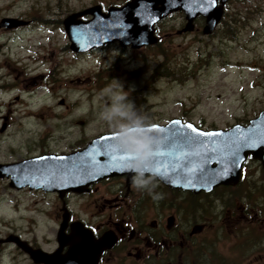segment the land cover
<instances>
[{"label":"rangeland","instance_id":"1","mask_svg":"<svg viewBox=\"0 0 264 264\" xmlns=\"http://www.w3.org/2000/svg\"><path fill=\"white\" fill-rule=\"evenodd\" d=\"M95 1L107 7L112 0H0V18L31 19L28 25L0 30V125L2 115L12 125L5 135L21 126L36 136L48 130L54 151L88 140L109 126L99 113L111 104L105 93L117 83L150 121L160 123L178 117L205 130L228 128L248 123L264 109V0H230L209 35L200 30L176 34L183 14L175 12L160 21L157 45H112L73 56L64 47L69 41L62 19ZM75 78L79 81L68 82ZM28 109L34 115L22 118ZM120 122L116 118L112 124ZM222 190L210 197L218 199V211L224 209L221 236L238 242L241 257L264 264L258 260V255L264 259V168L248 159L242 180L227 190L232 195ZM246 192H251L247 198ZM220 193L226 201L218 198ZM11 199L24 214L23 221H14L17 229L42 239L52 235L55 221L48 199L30 193L22 206L14 195ZM0 212L12 216V209Z\"/></svg>","mask_w":264,"mask_h":264},{"label":"flooded vegetation","instance_id":"2","mask_svg":"<svg viewBox=\"0 0 264 264\" xmlns=\"http://www.w3.org/2000/svg\"><path fill=\"white\" fill-rule=\"evenodd\" d=\"M129 1L112 0L107 7L103 5L104 1H95L89 6L99 5L106 11L109 7L122 6ZM229 1L216 0L214 3L215 9L221 6V16L207 35L212 34L220 24ZM175 12L183 14V24L176 29V34L198 30L204 34L206 16L196 14L191 29L183 30L188 22L186 13L178 9L172 13ZM90 17L83 16L84 19ZM197 20L202 21L201 26H197ZM159 23L153 24L151 38L155 37V42L135 47L131 42L125 43L127 40H113L88 51L112 45L122 49L157 45L160 42ZM2 29L14 28H7L3 24L0 27ZM64 47L70 50L67 42ZM73 54L77 56L79 53ZM15 62L21 64L20 61ZM39 77H42L41 73ZM73 80L79 81L75 78L68 82L74 83ZM30 83L34 84L35 81ZM35 93L29 94V97H35ZM33 115L30 109L21 113L22 118ZM1 118L4 121L0 125V211L12 209V216L0 212V264H254L252 257H241L237 252L238 242H234L232 237L221 236V226L218 225L224 219V209L218 211V199L212 201L210 197L219 188L224 190L229 186H219L210 192H192L171 188L155 176V192L163 194L162 199L155 200L146 191L133 188L132 173L125 167L111 175L88 174L91 181L82 183L78 189H51L42 179L46 164L41 159L48 155L79 151L94 138L116 131L107 126L88 140L83 138L86 142L80 139L75 146L54 151L49 149L54 147H51L52 134L48 130L36 136V131H25L21 126L5 135L12 125L7 116L2 115ZM155 123L160 122L151 121V125ZM30 193L45 197L51 204V219L55 221L51 236L46 234L43 239L35 238L31 230L17 229L15 225V220L23 221L24 214L18 212L16 200L11 197H17L18 204H21ZM221 193L217 196L223 201ZM206 198L209 204H206ZM20 209L25 212L28 210L23 207ZM29 210L33 211L32 207ZM45 215L49 218L47 213ZM3 221L9 222L7 224L10 226L3 224ZM207 235L212 236L209 238ZM37 239H41V242ZM70 250L72 255H69ZM258 257L259 261H264L261 255Z\"/></svg>","mask_w":264,"mask_h":264},{"label":"water","instance_id":"3","mask_svg":"<svg viewBox=\"0 0 264 264\" xmlns=\"http://www.w3.org/2000/svg\"><path fill=\"white\" fill-rule=\"evenodd\" d=\"M220 7L215 9L211 0H131L121 7H110L106 13L101 11L100 6L86 8L67 16L63 23L71 40L70 48L74 51L90 49L112 40H127L125 43L131 42L132 46L139 47L155 42L156 38H151L153 24L177 9L186 13L188 22L183 30L191 29L192 19L200 13L206 16L204 33H209L220 19ZM88 13L92 15L89 20L83 21L79 18V16ZM113 14L116 18L124 16L125 21L111 23L112 21L107 18ZM3 23H6L8 27H15L27 23V21L4 18L1 20L0 26ZM112 24L121 25V27L107 31L100 37L99 35L103 34V31L100 32V30L105 29L104 25ZM127 31L130 35H126ZM86 33L90 35L88 38H84ZM176 120H179L180 124H174L173 121ZM187 124H192L199 132H214L218 135L198 136L186 127ZM153 125L157 126L155 131L164 134V136L168 135L170 131L176 130L184 135L196 136L195 143L180 145L172 149V155L152 161L153 174L172 188L199 192L210 191L218 185H236L241 178V165L248 155L259 159L264 167V109L257 117L250 119L247 125L235 124L229 129L203 130L192 122H183L181 118H172L163 125ZM153 125L150 130H154ZM116 135L117 132L104 134L94 138L80 151L65 155H48L45 159H41L46 164L42 171L43 181L51 189L72 190L78 189L82 183H89L91 180L87 176L92 173L105 176L115 174L116 170L125 168L126 163L132 159V153L128 151L115 153L118 157L127 154L128 158L122 161H111L108 156L96 154V149L101 148L104 144L116 145ZM102 137H110V139L103 140ZM177 139L179 140V137ZM168 143V141H164L162 149ZM196 152L199 155H184V153ZM82 161H89L90 168L82 170ZM158 165L167 166V173H163V167L161 171H157ZM225 169H227L226 172ZM72 253L70 250L69 255Z\"/></svg>","mask_w":264,"mask_h":264},{"label":"clouds","instance_id":"4","mask_svg":"<svg viewBox=\"0 0 264 264\" xmlns=\"http://www.w3.org/2000/svg\"><path fill=\"white\" fill-rule=\"evenodd\" d=\"M105 95L111 104L99 113V118L108 122L115 136L116 146L122 151L132 153V159L126 163V169L132 173V186L137 191H146L153 199L163 198L156 193L155 175L152 171V157L158 147L164 143V134L150 130V118L128 99L122 86L109 88ZM120 118V123L112 122Z\"/></svg>","mask_w":264,"mask_h":264},{"label":"snow or ice","instance_id":"5","mask_svg":"<svg viewBox=\"0 0 264 264\" xmlns=\"http://www.w3.org/2000/svg\"><path fill=\"white\" fill-rule=\"evenodd\" d=\"M216 0H211V3H215ZM174 124H180L179 120L173 121ZM186 127L188 129H191L192 133H196L198 136H215L218 135V133H214V132H199L198 129L194 128L192 124H187ZM153 129L156 130L157 126L153 125ZM179 137V140L177 139ZM101 139L103 140H108L110 139V137H102ZM164 141H168L169 143L162 149V145L158 147L157 151L153 154L152 157V161L153 160H157L160 157H164L166 155H172V149L179 147L180 145H191L193 143L196 142V136H190V135H184L183 133L179 132V130L176 131H170L168 135H166L164 137ZM102 149V150H101ZM117 151H122L118 148V146L116 145H112V144H104L101 146V148L96 149V154L97 155H104V156H108L110 157L111 161H115V160H124L126 158H128L127 154H125L124 156H116L115 153H117ZM199 155L198 152L196 153H184V155ZM178 158V157H177ZM91 164L89 161H82L81 163V169L82 170H87L88 168H90ZM126 166V165H125ZM164 168V171H167V166L165 165H158L156 170L157 171H161V168ZM227 171V169H225V172Z\"/></svg>","mask_w":264,"mask_h":264},{"label":"bare ground","instance_id":"6","mask_svg":"<svg viewBox=\"0 0 264 264\" xmlns=\"http://www.w3.org/2000/svg\"><path fill=\"white\" fill-rule=\"evenodd\" d=\"M107 20H109V21H112L111 23H118L119 21H122V22H124L125 21V17L123 16L122 18H116L115 17V14H113V15H111L109 18H107ZM127 21V20H126ZM122 25H124V24H122ZM105 26V29H103V30H100V32H102L103 31V34H100L99 36L100 37H102V35H104L107 31H111V30H113V29H115V28H119V27H121V25L119 26H117V24H112V25H104ZM117 26V27H116ZM134 30V29H133ZM135 31V30H134ZM111 33H114V32H111ZM126 35H130V33L127 31V33H126ZM90 35L89 34H84V38H88ZM83 37V36H82ZM83 38V39H84Z\"/></svg>","mask_w":264,"mask_h":264},{"label":"trees","instance_id":"7","mask_svg":"<svg viewBox=\"0 0 264 264\" xmlns=\"http://www.w3.org/2000/svg\"><path fill=\"white\" fill-rule=\"evenodd\" d=\"M230 188V187H229ZM228 188V189H229ZM234 188H235V186H234ZM237 188V187H236ZM228 189H224L225 190V192L224 193H226L227 194V197H228V195H232V192L229 194L228 192L229 191H227ZM251 194V192H246V198H247V196H249ZM241 196H243L242 194H240ZM248 200V199H247ZM224 201H226L225 199H224Z\"/></svg>","mask_w":264,"mask_h":264}]
</instances>
